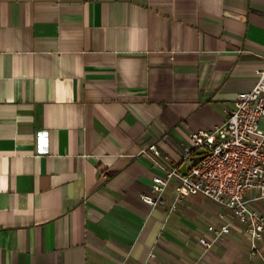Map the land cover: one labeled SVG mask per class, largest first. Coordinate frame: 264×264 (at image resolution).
I'll return each mask as SVG.
<instances>
[{"label": "crops", "instance_id": "0c3cea01", "mask_svg": "<svg viewBox=\"0 0 264 264\" xmlns=\"http://www.w3.org/2000/svg\"><path fill=\"white\" fill-rule=\"evenodd\" d=\"M263 66L264 0H0V264H261L238 227L204 253L221 208L175 180L140 197Z\"/></svg>", "mask_w": 264, "mask_h": 264}, {"label": "built area", "instance_id": "2783aa9c", "mask_svg": "<svg viewBox=\"0 0 264 264\" xmlns=\"http://www.w3.org/2000/svg\"><path fill=\"white\" fill-rule=\"evenodd\" d=\"M256 75L252 87L235 96L233 110L223 124L190 133V146L184 148L179 166L166 168L169 159L156 144L145 151L162 175L152 178L151 194L140 199L152 208L163 204V194L175 180L172 209L184 196H201L221 208L219 223L205 225L196 237L204 253L228 240L236 226L248 237L250 252L259 255L264 264V253L258 254L257 246L264 241V211L253 207L264 202V129H260L264 121V66ZM195 158L199 162L182 175L180 166Z\"/></svg>", "mask_w": 264, "mask_h": 264}, {"label": "water", "instance_id": "95a60500", "mask_svg": "<svg viewBox=\"0 0 264 264\" xmlns=\"http://www.w3.org/2000/svg\"><path fill=\"white\" fill-rule=\"evenodd\" d=\"M202 159V157L200 158ZM199 162L198 159H193L192 160V163L190 161H187V162H184L180 168H179V172L182 174V175H186L187 173V170L190 169L194 164H197Z\"/></svg>", "mask_w": 264, "mask_h": 264}, {"label": "rangeland", "instance_id": "374dc122", "mask_svg": "<svg viewBox=\"0 0 264 264\" xmlns=\"http://www.w3.org/2000/svg\"><path fill=\"white\" fill-rule=\"evenodd\" d=\"M260 129L262 130V129H264V121H262L261 122V124H260ZM233 227H236V226H233ZM237 233H239V234H242V232H241V230L240 231H237ZM230 241V240H229ZM227 241H225L224 242V244L226 243ZM243 246V245H242ZM245 247V246H244ZM261 261V260H260Z\"/></svg>", "mask_w": 264, "mask_h": 264}]
</instances>
